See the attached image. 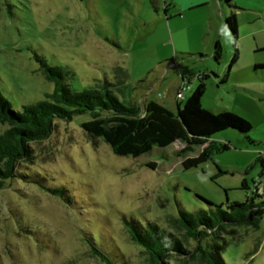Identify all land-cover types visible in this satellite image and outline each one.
Returning <instances> with one entry per match:
<instances>
[{
  "label": "rangeland",
  "instance_id": "1",
  "mask_svg": "<svg viewBox=\"0 0 264 264\" xmlns=\"http://www.w3.org/2000/svg\"><path fill=\"white\" fill-rule=\"evenodd\" d=\"M165 2L0 0L1 94L20 110L50 93L54 85L44 77L39 56L62 68L65 81L77 90L101 88L105 81L115 84L122 78V85L112 86L121 99L119 88L126 100L141 105L154 100L175 111L181 78L190 84L186 100L199 83L195 74L213 71L218 78H204L202 106L249 118L250 136L258 139L255 120L264 115V97L253 96L264 94V81L252 79L248 60H264V50L254 49L256 36L251 33L264 21V0H233L236 8H227L237 18L235 47L222 31L217 0L176 16ZM213 34L219 36L223 57L220 63L210 58L213 70L208 72L205 59L194 53ZM235 48L238 55L230 64ZM87 118L56 119L57 130L33 144L32 170L45 175L47 185L64 187L73 203L20 179L9 180L0 190V264H102L89 254L88 237L124 264H146L128 237L123 216L172 228L170 219L178 216L179 208L210 212L216 205L243 202L250 191L241 187L242 178L250 185L251 179L258 181L255 161L264 153V142L246 148L235 131L213 135L212 159L186 169L184 157L176 154L178 142L137 158L118 156L102 139L93 141L83 132L80 123ZM4 128L0 123V133ZM223 144L229 148L222 150ZM202 147L185 157L196 156ZM150 161L155 169L145 165ZM221 236L219 252L225 264H264V216L258 228L228 225ZM185 264L206 263L197 257Z\"/></svg>",
  "mask_w": 264,
  "mask_h": 264
},
{
  "label": "trees",
  "instance_id": "2",
  "mask_svg": "<svg viewBox=\"0 0 264 264\" xmlns=\"http://www.w3.org/2000/svg\"><path fill=\"white\" fill-rule=\"evenodd\" d=\"M219 1L226 8H236L233 0ZM223 26L235 47L238 31L233 11L224 18ZM237 55L235 48L230 64L236 61ZM212 56L216 63L223 57L219 40L213 45ZM36 60L44 77L53 82L50 93L16 110L0 92V123L5 125L0 133V190L9 180L20 179L73 203V197L64 187L47 185L45 175L32 170L36 156L33 144L46 140L57 130L56 119L67 121L83 114L88 116L80 123L83 132L93 141L102 139L115 155L137 158L154 147L165 148L178 142L181 148L176 154L184 157L181 164L186 169L212 159L211 138L221 131L237 132L246 148L259 146V141L250 136L252 125L247 119L229 110L214 112L202 106L203 80L210 73H200L197 76L199 83L191 95L182 104L177 100L176 110L172 111L154 100L142 105L126 100L123 89L119 88L121 99L112 86L122 85V78L115 84L105 81L101 88L77 90L65 81L62 68L47 64L39 56ZM258 73H264V63L253 66L252 75ZM122 75L124 77L125 73ZM201 146L196 156L185 157ZM228 148L223 144L221 149ZM255 163L259 166L258 181L251 179L250 185L246 177L241 180V187L250 191L243 202L232 201L225 208L216 205L210 212L204 209L189 212L179 208L178 216L170 219L172 228L160 227L151 221L143 224L123 216L128 237L139 246L146 264H185L197 257L206 264H225L219 252V239H222L225 226L244 224L258 228L264 216V153L258 155ZM145 165L151 169L156 167L153 161ZM87 248L89 254L102 264H124L114 252L111 255L99 247L92 237H88Z\"/></svg>",
  "mask_w": 264,
  "mask_h": 264
},
{
  "label": "crops",
  "instance_id": "3",
  "mask_svg": "<svg viewBox=\"0 0 264 264\" xmlns=\"http://www.w3.org/2000/svg\"><path fill=\"white\" fill-rule=\"evenodd\" d=\"M167 1L168 2H165L166 3L165 4V7L171 6L172 8H174L175 9L174 10L175 11V13H174L175 16L181 10L186 11V10L191 9V8L202 7L204 4H207L208 3L207 0H167ZM217 3H218V6H219V9H220V13L223 16V20H224V18L227 15H229L230 13L228 14L227 8L225 6H222L219 0H217ZM263 17H264V15H262V18ZM257 18L259 19V16ZM216 28H217V30H219V26L218 25H216ZM223 30H224V28H222V31ZM251 33L254 35V37L256 36L255 37V47H254V49L256 51H258V50H264V21H260L258 23L257 28L254 29V30H252ZM218 38H219V36H217V34H213L211 37H208L207 38L208 41H207L206 45L204 47L201 46L200 48L197 49L198 52H195L194 53V54L199 53V58L200 59H205V61H204L205 64L204 65H207L208 66V72L211 69L213 70V66L209 65V59L212 58V60H213V56H212L213 45H214V43H215L216 40H219ZM237 51H238V49H237ZM213 63H216V62L214 61ZM218 63H220V62H218ZM259 63H264V60L258 59L256 57L249 58L248 64H249V68H250L251 72H252L253 66L255 64H259ZM213 65H215V64H213ZM211 72L214 73L213 71H210V74H211ZM215 72H216V70H215ZM216 73H218V72H216ZM199 74L200 73L195 74L196 77ZM211 76L218 78V76H214L213 74H211ZM252 76L254 77L252 79H259V80H263L264 81V73L261 74V75L256 74V75H252ZM179 85H180V83L178 84V87H179ZM249 91H251V93H252V90H249ZM255 93H257V92H255ZM253 97H257L259 99H262V97H264V94L259 93L257 96H253ZM176 101L177 100H176V97H175V102ZM261 101L263 102V100H261ZM248 121H250L252 123V120H250L249 118H248ZM255 123H256L255 124L256 125V128H258V132H257L258 134L256 136L258 139L254 138L252 136L251 137L254 138V139H256V140H258L259 143L260 142H264V115L261 118L256 119L255 120Z\"/></svg>",
  "mask_w": 264,
  "mask_h": 264
},
{
  "label": "built area",
  "instance_id": "4",
  "mask_svg": "<svg viewBox=\"0 0 264 264\" xmlns=\"http://www.w3.org/2000/svg\"><path fill=\"white\" fill-rule=\"evenodd\" d=\"M189 89H190L189 82L182 77L181 83H180V85L177 89V92H176V100H179V101L184 100V92H186Z\"/></svg>",
  "mask_w": 264,
  "mask_h": 264
}]
</instances>
